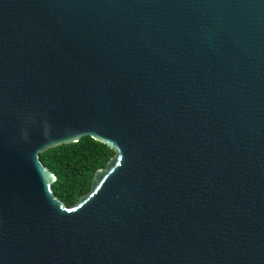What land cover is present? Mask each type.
<instances>
[{"label":"water","instance_id":"water-1","mask_svg":"<svg viewBox=\"0 0 264 264\" xmlns=\"http://www.w3.org/2000/svg\"><path fill=\"white\" fill-rule=\"evenodd\" d=\"M84 136L66 207L37 155ZM0 264H264V0H0Z\"/></svg>","mask_w":264,"mask_h":264},{"label":"trees","instance_id":"trees-1","mask_svg":"<svg viewBox=\"0 0 264 264\" xmlns=\"http://www.w3.org/2000/svg\"><path fill=\"white\" fill-rule=\"evenodd\" d=\"M112 155L105 145L84 136L75 143L48 148L37 157L54 175L51 192L70 207L88 191L94 171L103 168Z\"/></svg>","mask_w":264,"mask_h":264},{"label":"clouds","instance_id":"clouds-1","mask_svg":"<svg viewBox=\"0 0 264 264\" xmlns=\"http://www.w3.org/2000/svg\"><path fill=\"white\" fill-rule=\"evenodd\" d=\"M18 118L22 121L23 126L19 130V140L22 143H31V134L29 128L38 127L42 137L47 141L51 139V124L47 114H43L39 120L32 112L20 113Z\"/></svg>","mask_w":264,"mask_h":264}]
</instances>
